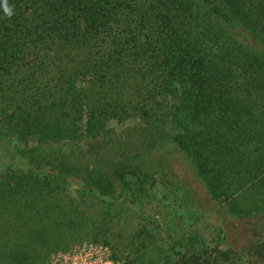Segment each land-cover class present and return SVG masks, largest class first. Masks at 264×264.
<instances>
[{"label":"trees","instance_id":"obj_1","mask_svg":"<svg viewBox=\"0 0 264 264\" xmlns=\"http://www.w3.org/2000/svg\"><path fill=\"white\" fill-rule=\"evenodd\" d=\"M7 4L0 264H47L153 191L173 155L210 200L252 196L233 214L264 238V0ZM242 261L212 241L170 264Z\"/></svg>","mask_w":264,"mask_h":264},{"label":"rangeland","instance_id":"obj_2","mask_svg":"<svg viewBox=\"0 0 264 264\" xmlns=\"http://www.w3.org/2000/svg\"><path fill=\"white\" fill-rule=\"evenodd\" d=\"M112 124L124 130L134 121ZM170 158L168 168L162 167L166 175L160 171L153 191L132 208L120 207L117 217L104 227L91 229L68 249L50 254L47 264H100L105 252L101 245L109 250L112 261L102 260L107 264H170L181 250L212 241L220 250H231L243 260L241 264H264V238L253 239L233 214V209L248 204L253 197L240 196L232 205L210 200L192 164L180 155ZM5 164L6 158L0 155V169ZM148 198L150 201H143ZM262 225L254 229L262 231Z\"/></svg>","mask_w":264,"mask_h":264},{"label":"built area","instance_id":"obj_3","mask_svg":"<svg viewBox=\"0 0 264 264\" xmlns=\"http://www.w3.org/2000/svg\"><path fill=\"white\" fill-rule=\"evenodd\" d=\"M101 246H102V248L104 247L103 249L105 252L103 253L104 256L100 259V264H107V262H102V260L104 258H106L107 260H111L110 255H109V250H108L107 246H105V245H101Z\"/></svg>","mask_w":264,"mask_h":264},{"label":"clouds","instance_id":"obj_4","mask_svg":"<svg viewBox=\"0 0 264 264\" xmlns=\"http://www.w3.org/2000/svg\"><path fill=\"white\" fill-rule=\"evenodd\" d=\"M4 12L9 17L13 14L12 9L7 4V0H4Z\"/></svg>","mask_w":264,"mask_h":264}]
</instances>
